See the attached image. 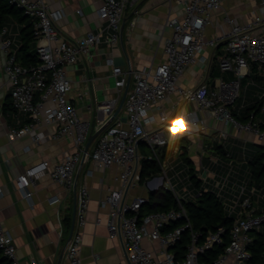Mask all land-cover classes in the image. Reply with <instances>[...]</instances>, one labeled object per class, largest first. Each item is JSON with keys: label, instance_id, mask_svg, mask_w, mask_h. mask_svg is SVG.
<instances>
[{"label": "built area", "instance_id": "1", "mask_svg": "<svg viewBox=\"0 0 264 264\" xmlns=\"http://www.w3.org/2000/svg\"><path fill=\"white\" fill-rule=\"evenodd\" d=\"M139 1L99 0L97 18L101 24L95 31L71 40L63 37L57 27L63 15L60 9L49 8L45 0H9L30 20L40 62L36 66L22 65L16 55L14 24L0 26V116L6 96L11 101L14 117L25 116L22 123L16 119L17 126L4 120L5 133L14 140L48 126L50 139L66 138L73 145V150L63 153L57 162L42 160L25 168L16 177L17 188L25 198L31 199L29 188L35 178L48 172L53 182L66 193L75 195V220L65 248L67 264H82V230L87 222L91 197L89 187L80 179L91 178L96 172L103 174L109 168H116L114 185L106 189L98 205L108 210V234L119 239L123 249V261L114 264H253L250 249L253 233L264 231V189L256 185L250 171L236 183L230 179L231 166L225 175H220L216 171L213 173L209 165L204 166L203 156L197 162L195 171L200 188L195 197L203 191H212L232 221L227 244L214 254L226 230L223 226L217 227L203 238L200 232L193 230L186 202L175 190L168 174L175 160L177 166L186 165L181 157L182 149L180 146L172 148L167 157L164 151L173 142L169 134L182 130L192 135L205 130L197 111L207 112L238 131L254 134L264 150V129L260 123L253 119L241 122L231 110L239 96L241 80L252 64L264 77V0L262 10L254 14L251 22L240 24L226 17L228 30L221 39L207 38L205 31L212 13L224 0H167L169 14L165 27L170 35L163 42L164 60L155 67L125 71L114 64L112 50L120 40L126 8ZM173 6L179 7L178 14L171 13ZM101 43L108 53L106 63L111 68L115 87L125 89L128 80L129 84L121 108L124 117L120 111L113 117L119 101L110 98L96 102L95 117L91 121L79 113L70 98L74 84L68 68L83 63L82 80H85L89 71L86 62L89 63ZM219 46L223 48L219 71L231 72L233 77L228 80L220 77L212 88L204 82L180 86L179 79L185 68L197 60L208 63L202 51L206 48L215 51ZM172 93L178 95V104L191 102L196 110L186 112L176 104L172 114L162 109L152 112ZM95 132L98 134L85 149L89 136ZM222 135L226 137L225 133ZM33 138L37 139L35 135ZM141 145L149 150L148 155L143 153ZM143 159L154 161L158 170L146 176V193L134 194L132 192L141 182ZM208 161L220 165L217 157L209 156ZM188 179L192 184L189 174ZM160 189L171 192L176 207L142 211L148 194ZM3 195L0 186V198ZM0 251L11 264H21L12 236L1 219ZM261 264H264V250Z\"/></svg>", "mask_w": 264, "mask_h": 264}, {"label": "crops", "instance_id": "2", "mask_svg": "<svg viewBox=\"0 0 264 264\" xmlns=\"http://www.w3.org/2000/svg\"><path fill=\"white\" fill-rule=\"evenodd\" d=\"M262 1L224 0L212 13L211 23L205 31L206 37L223 38L228 30L226 17H231L240 24L251 22L254 14L262 10ZM45 2L49 8L63 12L57 27L67 39L80 38L89 31H95L101 24L97 18L99 0ZM178 11L179 7L173 6L171 13L178 14ZM168 14L167 0H140L134 5H128L121 23L120 40L112 50L114 64L129 71L155 67L162 62L163 42L170 35V30L165 27ZM15 27L19 25L14 23L13 30ZM16 37L18 40L15 38V44L18 46L19 34ZM222 50V46L215 51L210 48L203 50L202 53L209 59L208 63L197 60L187 66L179 79V85L186 87L204 82L212 88L220 77L231 79V72L221 73L218 68ZM107 56L105 45L101 43L89 63L86 62L89 71L85 80H82L85 75L83 63L68 68L74 84L70 98L79 113L91 121L95 117L97 101L118 98L120 102L125 90L115 87L111 68L106 63ZM254 66H250L249 73L241 80L240 93L231 110L234 115L242 117L248 108L254 107L258 102L257 108L250 114L255 121L264 123V83L257 68L252 71ZM178 103V95L172 93L157 104L152 112L162 109L167 114H172ZM177 106L186 112L196 110V105L191 102ZM13 113L14 111L9 110L8 114L0 116V186L4 193L0 198V219L12 236L21 264H31L33 261L35 264H67L65 248L75 220V195L66 193L60 185L53 182L48 172H44L35 178L29 188L32 197L28 199L18 190L16 177L25 168L42 160L51 163L59 161L63 153L73 150V145L66 138L50 139L48 126H41L32 134L11 140L5 133L2 122L9 119L8 122L17 126L16 119L21 123L25 120V116L19 115L16 118ZM119 113L124 117L122 109ZM197 114L202 119L205 130L192 135H186L180 130L176 134H169V139L173 142L178 140L179 146L186 147V155L193 164L198 162L200 156H203V163L209 156L217 157L220 165L216 166V172L225 175L231 166L233 172L230 179L240 183L249 172V159L263 148L262 142L254 134L238 131L207 112L197 111ZM223 133L226 134L225 138ZM34 135L37 139L33 138ZM220 146L222 149L218 148ZM210 149L215 152L210 153ZM115 173L116 168H109L103 174L96 172L91 178L80 179L89 187L91 197L87 222L82 230V264H114L124 259L120 240L108 234V210L98 205V199L108 187L114 185ZM102 177L103 182L100 183Z\"/></svg>", "mask_w": 264, "mask_h": 264}, {"label": "trees", "instance_id": "3", "mask_svg": "<svg viewBox=\"0 0 264 264\" xmlns=\"http://www.w3.org/2000/svg\"><path fill=\"white\" fill-rule=\"evenodd\" d=\"M14 23L19 25V45L16 52L17 60L25 66H36L40 61L35 50L36 39L30 20L23 14L19 7L10 3L9 0H0V26L11 25ZM255 70L256 66L252 68V71ZM261 78L264 83V77L261 76ZM257 106L258 102L254 107L248 108L242 117H238L234 114L233 116L241 122H246L253 119L250 112L256 109ZM2 110L4 114H8L9 110L14 111L9 96L5 98ZM260 127L264 129V123H260ZM179 144L180 143L177 140L176 142L174 141L167 145L165 147L164 156L167 157L171 153L172 148L179 146ZM180 147L182 149L181 157L187 165V172L189 177L192 179V184L199 189L200 182L197 180L193 162L186 155V147L182 145ZM143 148L144 147L142 146V151ZM218 148L222 149L221 146ZM263 160L264 152L258 151L252 158L249 159L247 164L253 181L260 187L261 182L264 180ZM157 170L158 166L154 161L143 159L141 161L140 180L145 179L147 175L155 173ZM175 207L176 201L171 192L166 189H160L148 194V201L144 205L142 211H164ZM186 209L192 223L193 230L200 232L202 234V238L209 231H215L219 224H223V227L226 230L223 235V242L213 250V253L216 254L222 251L223 246L228 242L229 229L232 225V221L225 215L222 205L217 200L215 194L212 191H203L196 197L195 201L186 203ZM253 237V245L250 247L253 255L252 262L253 264H261L263 262L264 231H255L253 233ZM202 259H205V256H202ZM0 264H11V262L1 254V251Z\"/></svg>", "mask_w": 264, "mask_h": 264}, {"label": "rangeland", "instance_id": "4", "mask_svg": "<svg viewBox=\"0 0 264 264\" xmlns=\"http://www.w3.org/2000/svg\"><path fill=\"white\" fill-rule=\"evenodd\" d=\"M14 37L17 38L16 36H18L19 34V27H15L13 32ZM18 40V38H17ZM209 139V138H208ZM210 153H214L215 150L210 149L208 150ZM259 151H264L263 148L259 149ZM143 153L145 154H149V150H147L146 147L143 148ZM209 165L211 171H213V173L216 171V165L214 164H209L208 160H204V166ZM193 166L195 167V170L197 169V163L193 164ZM186 165L184 164H180V165H176V162H174L173 166L169 169L168 174H169V178L171 179V182L175 188V190L178 192V194L183 197V199L185 200V202H191V201H195L196 199V194H197V188L191 184L189 182L188 179V172L185 169ZM180 173V174H179ZM179 174V175H177ZM197 174H198V170H197ZM212 179H210L211 181ZM144 184H145V179L141 180V182L139 183V185L137 186V188L132 192L134 194H145V190H144ZM261 188L264 189V180L263 182H261Z\"/></svg>", "mask_w": 264, "mask_h": 264}, {"label": "water", "instance_id": "5", "mask_svg": "<svg viewBox=\"0 0 264 264\" xmlns=\"http://www.w3.org/2000/svg\"><path fill=\"white\" fill-rule=\"evenodd\" d=\"M128 84H129V80H128V83H127V85H126V88H125V90H124V92H123V95H122V97H121V100H120V102H119V104H118V106H117V108H116V110H115V112H114V114H113V117L116 116V115L118 114V112L121 110V108H122V106H123V103H124V100H125V96H126V92H127V90H128ZM97 134H98V132H95L94 134H92V135L89 136V138H88V140H87V142H86V145H85V149L88 148L89 144L91 143V141L95 138V136H96ZM221 226H223L222 223L219 224L218 227H221Z\"/></svg>", "mask_w": 264, "mask_h": 264}]
</instances>
